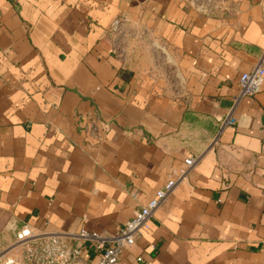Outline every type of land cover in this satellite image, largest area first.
I'll return each mask as SVG.
<instances>
[{"label":"crops","instance_id":"crops-1","mask_svg":"<svg viewBox=\"0 0 264 264\" xmlns=\"http://www.w3.org/2000/svg\"><path fill=\"white\" fill-rule=\"evenodd\" d=\"M222 1L0 0V264L23 225L91 262L74 236L114 235L192 157L118 264H264V81L233 102L264 49V0ZM116 19L147 33L128 64Z\"/></svg>","mask_w":264,"mask_h":264},{"label":"built area","instance_id":"built-area-1","mask_svg":"<svg viewBox=\"0 0 264 264\" xmlns=\"http://www.w3.org/2000/svg\"><path fill=\"white\" fill-rule=\"evenodd\" d=\"M209 0L207 3H210ZM194 5L201 12L209 13L210 6ZM197 3V4H196ZM123 19H116L110 25V32L121 35ZM264 81V49L257 59L255 66L243 73L238 82V93L233 102L236 106L246 98L255 97L261 90ZM76 120L80 131L90 137L103 139L108 132V126L96 116L77 115ZM224 126L233 125L230 117L222 123ZM198 158H187L183 161L184 168L179 173H172L164 185L158 190L146 205L134 213L131 220L126 222L114 235H99L81 230L74 238L86 242L94 251V259L86 261L82 252L73 247L62 235L37 232L27 225L15 231L14 248L18 250L15 256L4 259L3 264H118L123 251L135 245L136 240L150 231V223L154 213L173 193L176 187L184 182L196 166ZM142 262L141 258H138Z\"/></svg>","mask_w":264,"mask_h":264},{"label":"rangeland","instance_id":"rangeland-1","mask_svg":"<svg viewBox=\"0 0 264 264\" xmlns=\"http://www.w3.org/2000/svg\"><path fill=\"white\" fill-rule=\"evenodd\" d=\"M191 1H196L199 6L203 5L204 7L207 5L211 7L213 3V0H211L210 3H207L209 0H191ZM214 1L216 2L215 5L218 3L221 4L223 2L222 0H214ZM109 33L114 39V44H113L114 54L118 57L119 60L122 61L126 60L127 61L126 64H128V61L129 63H131L132 59L134 58L135 51L137 49V42H146L148 40L147 33L140 31L137 34L135 33V31H132L131 28H125L121 32L120 36H117L115 33L112 32ZM132 45H134V47Z\"/></svg>","mask_w":264,"mask_h":264}]
</instances>
